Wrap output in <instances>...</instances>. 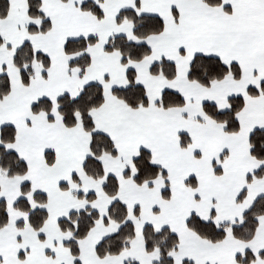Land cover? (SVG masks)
<instances>
[{"label": "snow or ice", "instance_id": "6c2138e0", "mask_svg": "<svg viewBox=\"0 0 264 264\" xmlns=\"http://www.w3.org/2000/svg\"><path fill=\"white\" fill-rule=\"evenodd\" d=\"M0 264H264V0H0Z\"/></svg>", "mask_w": 264, "mask_h": 264}]
</instances>
